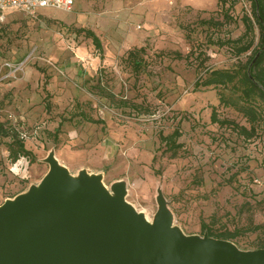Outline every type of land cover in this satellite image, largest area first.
Wrapping results in <instances>:
<instances>
[{"label":"rangeland","instance_id":"374dc122","mask_svg":"<svg viewBox=\"0 0 264 264\" xmlns=\"http://www.w3.org/2000/svg\"><path fill=\"white\" fill-rule=\"evenodd\" d=\"M236 1L231 19L218 0H75L70 11L46 8L37 17L8 12L0 20V121L22 132L36 159L11 162L10 138L0 135V206L39 187L53 154L75 178L99 176L111 194L123 186L152 223L162 192L185 234L239 230L230 241L240 249L264 245V113L246 137L212 122L216 107L220 118L251 127L220 103V88H195L211 69L242 67L258 47L257 26L251 50L239 55L226 42L252 17L251 0ZM211 17L221 24L203 22ZM137 47L146 49L138 73L128 58ZM177 127L183 147L172 156L160 133Z\"/></svg>","mask_w":264,"mask_h":264},{"label":"water","instance_id":"95a60500","mask_svg":"<svg viewBox=\"0 0 264 264\" xmlns=\"http://www.w3.org/2000/svg\"><path fill=\"white\" fill-rule=\"evenodd\" d=\"M39 187L0 206V264H264V248L243 250L173 226L166 199L152 222L111 194L99 176L73 177L53 154Z\"/></svg>","mask_w":264,"mask_h":264},{"label":"trees","instance_id":"16d2710c","mask_svg":"<svg viewBox=\"0 0 264 264\" xmlns=\"http://www.w3.org/2000/svg\"><path fill=\"white\" fill-rule=\"evenodd\" d=\"M236 0H218L219 6L222 8L223 15L226 19H231L230 11L235 6ZM252 17L244 15L243 20L246 25V32L238 39H228L226 42L232 43L236 46V53L241 55L252 49L254 44L255 26L259 29V44L253 49L252 55L248 61L236 69L216 68L208 71V75L202 79L198 78L195 83V88L202 87H216L220 88V103L233 107L237 111L243 113L251 124L250 128L236 123L234 120L222 119L216 107H213L211 120L220 125H231L238 132L244 134L246 137H251L256 134L258 126L263 119L264 113V0H251ZM205 24H221V21H216L213 17L203 20ZM79 32L92 38L95 47L102 50V42L99 36L92 30L86 28H79ZM223 43V42H222ZM145 47H137L128 52V58L133 67V70L138 73L144 66L143 54ZM47 84V79H46ZM232 88L235 97L226 94L224 89ZM46 86H44V90ZM51 96L46 92V108L50 106L48 97ZM82 118L93 123H102L101 119H95L92 116L83 114ZM0 135L2 137H9L10 141L7 143L9 150V158L11 162H17L21 157H27L31 162L35 161V153L26 145V141L22 132L6 122L0 121ZM182 132L179 127L170 134L160 133L162 145L165 146V151L172 153V156H178L183 147V143L179 141ZM240 231H225L224 233L214 234L210 231L207 235L219 239L231 240L238 236ZM264 248V245L259 246ZM252 250V249H251Z\"/></svg>","mask_w":264,"mask_h":264},{"label":"built area","instance_id":"2783aa9c","mask_svg":"<svg viewBox=\"0 0 264 264\" xmlns=\"http://www.w3.org/2000/svg\"><path fill=\"white\" fill-rule=\"evenodd\" d=\"M75 0H0V20L5 19V10L14 8L35 16L39 8L72 10Z\"/></svg>","mask_w":264,"mask_h":264},{"label":"crops","instance_id":"0c3cea01","mask_svg":"<svg viewBox=\"0 0 264 264\" xmlns=\"http://www.w3.org/2000/svg\"><path fill=\"white\" fill-rule=\"evenodd\" d=\"M74 4H75V2H74ZM43 9H46V8H39L38 10H37V13H36V15L35 16H33V17H37L38 16V14L43 10ZM55 9V8H54ZM11 10H17V9H14V8H10V9H7V10H5V17H6V15L8 14V12H10Z\"/></svg>","mask_w":264,"mask_h":264}]
</instances>
